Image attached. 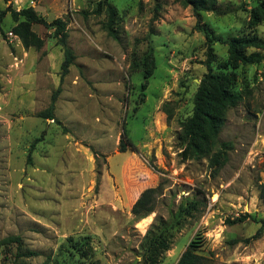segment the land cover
Listing matches in <instances>:
<instances>
[{
  "label": "rangeland",
  "instance_id": "374dc122",
  "mask_svg": "<svg viewBox=\"0 0 264 264\" xmlns=\"http://www.w3.org/2000/svg\"><path fill=\"white\" fill-rule=\"evenodd\" d=\"M109 1L117 38L98 0H0V264H176L187 248L205 264H264V232L251 238L264 219V59L236 62L213 44V71L240 95L219 132L222 164L178 137L208 72L198 23L264 40V11L253 15L264 0L198 15L182 0ZM28 6L67 22L75 60L63 79L52 28L32 25L40 49L13 32L11 9ZM60 86L55 119L42 117ZM124 130L135 148L120 151ZM150 187L153 210L135 215ZM160 234L169 249H148Z\"/></svg>",
  "mask_w": 264,
  "mask_h": 264
},
{
  "label": "trees",
  "instance_id": "16d2710c",
  "mask_svg": "<svg viewBox=\"0 0 264 264\" xmlns=\"http://www.w3.org/2000/svg\"><path fill=\"white\" fill-rule=\"evenodd\" d=\"M184 5L191 6L194 13L198 15L200 11L217 12L218 0H182ZM264 11V1L259 2L253 15H257V9ZM106 14L104 28L109 35L117 38L115 21L117 10L109 0H98L95 13ZM11 15L18 24L13 27V32L18 35L25 47H35L40 49L44 41L33 30L34 23L43 24L46 27L53 29V35L57 38V42L63 47L64 60L61 65L63 77L69 72L70 65L74 63L75 54L67 42V22L62 18H55L48 21L41 16L32 6L23 7L20 10L11 9ZM206 38L208 50V72L201 79L198 89L194 97V108L191 115L183 121V128L179 133V139L183 144H186L184 152H188L195 158L208 157L212 165H220L225 160L224 148L228 146L226 141L219 140V132L224 124L225 110L229 106L236 105L240 99V95L230 90L225 84L226 75L223 72L213 71L211 62L216 60V55L213 52V44L215 42L227 43L229 46L231 57L236 62L244 64L259 62L264 59V55L259 51L248 52L250 47L264 48V40L257 35H237L224 38L216 34L215 30L206 24L197 25ZM61 91V86L58 87L51 99L49 107L42 111V117L55 119L54 110L58 94ZM135 148V144L124 130V139L120 144V151H125L127 146ZM218 147V150L213 151ZM213 154L211 155V153ZM157 187L145 189L140 197L132 206V212L135 215L142 216L151 212L154 208L155 198L157 195ZM245 217L238 220L242 221ZM260 226L258 230L251 236L252 239L260 237L264 232V219L258 220ZM233 222V221H232ZM11 240H17L18 237H11ZM148 249L155 248L156 250L169 249L170 243L166 238L160 236H152L149 240ZM176 264H205L204 257L191 248H187L179 258Z\"/></svg>",
  "mask_w": 264,
  "mask_h": 264
},
{
  "label": "bare ground",
  "instance_id": "6f19581e",
  "mask_svg": "<svg viewBox=\"0 0 264 264\" xmlns=\"http://www.w3.org/2000/svg\"><path fill=\"white\" fill-rule=\"evenodd\" d=\"M150 220V217L146 220V222H148Z\"/></svg>",
  "mask_w": 264,
  "mask_h": 264
}]
</instances>
